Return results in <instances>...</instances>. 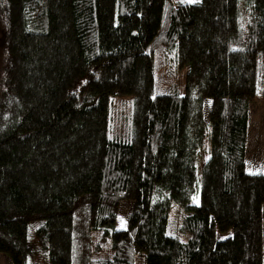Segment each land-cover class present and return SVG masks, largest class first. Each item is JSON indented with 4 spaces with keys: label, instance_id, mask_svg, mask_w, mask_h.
Segmentation results:
<instances>
[{
    "label": "trees",
    "instance_id": "16d2710c",
    "mask_svg": "<svg viewBox=\"0 0 264 264\" xmlns=\"http://www.w3.org/2000/svg\"><path fill=\"white\" fill-rule=\"evenodd\" d=\"M0 20L10 264H263L264 172L244 157L264 98V0H0ZM117 97L130 105L121 139Z\"/></svg>",
    "mask_w": 264,
    "mask_h": 264
},
{
    "label": "rangeland",
    "instance_id": "374dc122",
    "mask_svg": "<svg viewBox=\"0 0 264 264\" xmlns=\"http://www.w3.org/2000/svg\"><path fill=\"white\" fill-rule=\"evenodd\" d=\"M172 3H193L189 0H170ZM197 1V0H196ZM240 2V0H239ZM247 0H241V4L244 6ZM240 19L241 22L244 20V8H240ZM3 33V25L0 20V47H1V37ZM3 59L2 50L0 48V67ZM184 73L181 74V76ZM113 109L111 114V122L113 131H110L109 137L114 138L118 136L124 138L126 134L130 131V105L128 104L127 98L117 97L113 99ZM110 109V112H111ZM209 131L205 132L204 139L201 147L196 151L195 160V177L196 182L200 183V173L203 162L206 160L209 154ZM245 171L250 174H255L258 172H264V98H259L251 102L249 108V118L247 121V131H246V154L244 157ZM191 201L194 203L195 199L192 197ZM132 203L131 201H123L119 204L116 220L115 229H122L125 227L126 219L130 213ZM178 206L175 204L171 205L169 218L173 222V228L171 229L172 234H176V228L179 224V219L176 215V209ZM262 211V260L264 264V204L261 205ZM173 212V213H172ZM144 255L142 253H137L135 256L134 264H144ZM0 264H10V261L6 256L0 254Z\"/></svg>",
    "mask_w": 264,
    "mask_h": 264
},
{
    "label": "snow or ice",
    "instance_id": "6c2138e0",
    "mask_svg": "<svg viewBox=\"0 0 264 264\" xmlns=\"http://www.w3.org/2000/svg\"><path fill=\"white\" fill-rule=\"evenodd\" d=\"M189 2H196V0H189Z\"/></svg>",
    "mask_w": 264,
    "mask_h": 264
}]
</instances>
